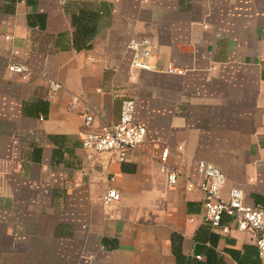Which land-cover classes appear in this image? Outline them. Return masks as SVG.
Instances as JSON below:
<instances>
[{"label":"crops","instance_id":"0c3cea01","mask_svg":"<svg viewBox=\"0 0 264 264\" xmlns=\"http://www.w3.org/2000/svg\"><path fill=\"white\" fill-rule=\"evenodd\" d=\"M141 38L154 70L131 64ZM125 98L147 139L123 161L91 155L85 108L98 127ZM201 159L224 197L264 208V0H0V264H263L245 233L205 222L187 189Z\"/></svg>","mask_w":264,"mask_h":264},{"label":"built area","instance_id":"2783aa9c","mask_svg":"<svg viewBox=\"0 0 264 264\" xmlns=\"http://www.w3.org/2000/svg\"><path fill=\"white\" fill-rule=\"evenodd\" d=\"M133 51L131 64L134 68L154 70L151 62V42L147 38L133 39L128 44ZM9 70L26 73L30 68L25 63H12ZM168 70L182 74L169 64ZM50 93L53 94L63 88L62 84L50 81ZM136 101L134 98H125L122 102L121 114L118 121L103 122L98 127L94 125L95 110L87 106L84 110V130L82 132V146L91 154H109L112 161H123L128 152L135 150L148 137V127L138 121L135 116ZM169 148L164 147L159 158L161 171L167 176L170 186L177 184L181 173L168 165ZM197 171L201 180H189L187 189H199L203 192V208L205 222L214 228H220L223 233H230L232 228L245 233L258 247L259 255L264 264V208L249 204L246 201L244 190L233 187L228 197L223 196V189L227 183L226 174L215 164L201 159L197 162ZM114 179V178H112ZM121 194L116 188H109L103 197L105 214L111 216V210L116 207ZM227 222L224 223V219Z\"/></svg>","mask_w":264,"mask_h":264}]
</instances>
